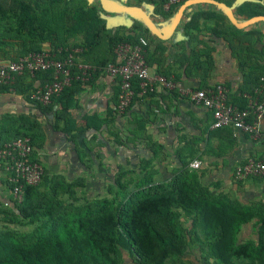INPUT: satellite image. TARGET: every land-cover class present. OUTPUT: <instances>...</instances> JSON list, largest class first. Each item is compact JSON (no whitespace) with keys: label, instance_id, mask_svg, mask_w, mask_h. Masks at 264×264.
<instances>
[{"label":"trees","instance_id":"trees-1","mask_svg":"<svg viewBox=\"0 0 264 264\" xmlns=\"http://www.w3.org/2000/svg\"><path fill=\"white\" fill-rule=\"evenodd\" d=\"M185 1L168 11L163 10V4L153 3L154 11L169 19ZM219 1L228 6L233 3ZM259 1L263 5L243 2L235 9L236 15L246 20L264 16V0ZM200 19L217 21L211 32L228 43L241 68H248L240 93L228 100L239 109L246 108L245 95L254 97L255 90L264 83V34L237 30L229 23L224 29L219 22L227 21L226 17L208 12L194 14L185 25L187 34L200 31ZM127 31L121 34L107 29L99 8L88 0H0V62L14 61L48 46L52 52L59 48L79 49L78 61L100 69L115 62L113 48L118 43H135L139 37L150 36L149 30L137 21ZM250 37L259 42V51L253 49ZM147 40L149 45L158 41ZM211 53L212 50L203 56L212 60ZM254 54L260 63L251 64ZM190 61L191 57H186L185 62ZM100 73L96 70L87 82H72L44 106L30 99V92L37 84L52 80V71L37 72L34 78L25 74L12 85L1 86V93L13 91L25 96L37 116L4 115L0 119V148L27 137L37 152L45 141L41 120L48 122L51 118V129L72 144L80 163L85 164L87 154L93 151V137L107 128L109 121L91 114L85 115L79 126L71 111L77 107L76 95ZM132 87L135 95L123 116L143 97L156 96L147 93L141 97L137 80ZM118 94L117 85L112 96L115 107ZM134 122L135 131L142 133L143 119ZM86 135L90 136L88 140ZM116 142L122 143L118 138ZM155 146H149L154 155ZM32 160L40 163L35 153ZM150 164L151 160L140 163L136 177L127 184L122 181L125 171L119 173L116 193L110 197L84 198L81 203L75 189L84 186V180L70 182L63 177H50L44 170L37 186H23L19 203L0 206V264H194L185 258L194 247L204 264H264V204L246 205L231 199L218 191L219 184H203L199 171L189 170L187 163L156 183ZM7 185L12 192V185ZM187 221L188 225L184 223ZM252 221L256 238L240 242L242 227Z\"/></svg>","mask_w":264,"mask_h":264},{"label":"crops","instance_id":"crops-1","mask_svg":"<svg viewBox=\"0 0 264 264\" xmlns=\"http://www.w3.org/2000/svg\"><path fill=\"white\" fill-rule=\"evenodd\" d=\"M91 1L93 2V0ZM108 1L111 4L142 8L162 32L167 30L174 16L169 19H163L155 13L154 5L145 0ZM216 1L220 2L219 0ZM227 1H233L230 5L232 6L237 0ZM253 2L263 5L259 0H254ZM99 10L100 16L105 20L106 28L119 31L121 34L127 33V30L136 22L129 15L120 18L118 15L110 16V14L103 12L101 7ZM200 12L223 14L218 7L212 4H194L183 12L178 27L168 40L162 41L163 43H157L159 39L151 33L150 36H147V39H158L153 44H148L145 53L149 61L148 67L150 72L152 71V74L167 75V78L173 79L180 89H208L216 85H224L226 88L228 87L229 98L236 97L240 93L239 88L243 84L244 74L248 72V68H241L228 43L222 38H217L211 32V29L217 25L216 20L200 19L198 21L200 31H191L190 35L186 33L184 29L185 25L195 13ZM234 15L238 21L246 20L238 17L235 9ZM219 23L224 29H228V19ZM240 30H257L264 34V23L259 21ZM252 44H254L253 49L259 51V42L254 40ZM163 48L164 50H162ZM156 49L158 50L156 51ZM211 50L212 60H207L203 54ZM200 51H202L201 55H199ZM186 57H191V61L187 62L188 64L185 62ZM249 61L252 62H249V64L260 63V59L256 54ZM197 66L200 67L197 68ZM185 71H187V74H185ZM117 82V80H111L105 74L100 73L99 77L91 85L85 86L83 91L76 95L77 107L71 113L79 126L83 125L82 118L85 115L95 114L99 118H106L109 121L108 127H103L102 131L93 137L91 142L93 151L87 154L89 158H92L96 162L97 155L107 151L108 158L106 159L110 163L108 167L112 171L118 169V152L125 153L126 155L130 153V147L127 142L121 141L122 143L118 144L116 138L120 135V137L123 136L124 139H127V133L131 129V126H133L131 131L132 136L128 139L133 140L134 137L139 138L145 134L144 137L150 145L151 143L157 144V148L161 150L165 149L166 143H169L170 147H172L171 150L178 152L177 155H179V152L182 153V149L187 147L184 153H189L188 156L182 160L179 156H174L172 164L176 161L180 163V166H173L171 164V172L175 168H182L186 163L189 164L192 160L198 159L202 163L198 170H200L199 173L201 174L203 184H219V192L227 194L231 199H235L242 204L247 205L254 202L264 204V178L239 181L234 176L236 169L244 165L248 160H259L262 158L264 154V120L260 125V137L258 139H252L247 134L234 131L230 127L214 130L211 128V114L204 108L193 104L186 97L181 96L177 91H174V93H156L155 97H143L123 116L118 114L117 111L115 112L116 107L112 102ZM32 107L26 101L25 96L17 95L13 91L9 93L0 92V119L4 115H28L34 118L37 116V112ZM139 118L145 122V129L142 134L135 131L136 124L134 120ZM41 121L45 141L43 147L35 152V155L38 161L43 163V168L47 174L52 177L55 173L53 174L51 171L64 169V165H67V163L62 161V159L64 154L66 155L67 153L68 155L69 150L75 157L71 166L76 165L79 168H83L85 164L80 163L72 144L68 143L61 133L54 132L51 129L50 123L52 121ZM124 122L129 125V129L125 130L124 127H121L122 124H125ZM60 138L63 140V144L61 145L57 143ZM89 138L90 136L86 135L85 139L88 140ZM150 153L155 156L152 150H150ZM99 158L101 157L99 156ZM148 160H152L154 163L155 158L148 155V157L140 159L139 163ZM125 161L127 164L130 162L127 157H125ZM99 165H101L100 162ZM162 165L164 166V164ZM166 170L165 168L164 172ZM167 173L169 172H165L161 180L158 181L155 180L156 176L154 175L155 182L159 183L167 179L170 175ZM205 173H207V176ZM59 176L62 177L61 175ZM214 176L217 179L219 178V180L214 181L212 179ZM8 177V172L0 163V206L2 207H11L13 206V201H15L8 189ZM112 178L116 180L117 177L115 178L112 175ZM188 224L189 222L187 221ZM250 235H254L253 238ZM255 238L256 231L254 221H252L242 227L239 241L244 242L249 239L254 240ZM185 258L186 261L188 260L194 264H204V260L196 247ZM212 263V261H209L207 264Z\"/></svg>","mask_w":264,"mask_h":264},{"label":"built area","instance_id":"built-area-1","mask_svg":"<svg viewBox=\"0 0 264 264\" xmlns=\"http://www.w3.org/2000/svg\"><path fill=\"white\" fill-rule=\"evenodd\" d=\"M163 4V10L168 11L171 6L182 0H145ZM148 40L139 37L137 42L118 43L113 48L115 62L97 69L87 63L77 60L79 49L59 48L52 52L45 46L41 52L30 53L14 61L0 62V87L12 85L17 77L28 75L34 78L37 72L52 71V80L36 85L30 92V99L48 105L54 96H58L72 82H87L96 70L117 80L119 87L116 111L125 114L132 102L135 91L132 87L134 80L138 81L140 96L147 93H163L177 91L181 96L189 99L193 104L207 110L212 117L211 128L214 130L232 128L247 134L252 139L260 137V125L264 120V83L255 90V96H246L247 107L239 109L229 103V91L224 85H216L208 89H180L174 80L160 74H152L146 62V47ZM263 82V79H262ZM35 149L27 137H19L5 143L0 148V163L8 172L7 182L12 185L13 198L16 202L22 200L23 186H37L44 175L43 166L32 160ZM202 163L198 159L188 164L189 170L200 169ZM237 180L250 177H264V154L259 160H248L234 172Z\"/></svg>","mask_w":264,"mask_h":264},{"label":"rangeland","instance_id":"rangeland-1","mask_svg":"<svg viewBox=\"0 0 264 264\" xmlns=\"http://www.w3.org/2000/svg\"><path fill=\"white\" fill-rule=\"evenodd\" d=\"M118 16L120 18H122V17H125L126 14H118ZM249 39L251 41L255 40V38H252V37H250ZM251 41L248 43L251 44ZM238 51L239 50H236L234 52H238ZM121 127H124L125 130L129 129V125H127V123L122 124ZM132 129H133V126H131V129H129V131L127 133L128 138H131V136H132L131 135ZM135 135H136V133H135ZM144 135L145 134L141 135V137H139V138L134 137L133 140L128 139V138L124 139L123 136L120 137V135H119L118 139H120L123 142H127L129 144L130 153H127L125 155V153H119L118 152L117 164H118L119 168L114 170V171H112L110 169V167H108V165H110V163L106 159V158H108L107 154H106V153H108L107 151H104L101 154H98L97 155L98 158H96V162L93 161L92 158H89V157L86 158V163L83 166V168H81V167L79 168L76 165L71 166L74 162L75 157L71 154V151L69 150L68 155H67V153H66V155L64 154L63 159H62V161H65L67 163V165H64V169L53 170L51 172L53 174L55 173L53 176L61 175L63 178H65L66 180H68L70 182H74V181H78V180H84L83 181L84 186L77 187L75 189V192H76L75 196L78 197V199L80 200V203L83 202L84 198L94 199V198H102V197H106V196L110 197V195H113V193H116L117 185L115 184V179L112 178V175H114V177L116 178L119 176L118 175L119 173H122L123 171H125V173L123 174L124 176L122 177L123 178L122 181L125 184L130 183V179L136 177L135 172L136 173L138 172L137 166H139V164H140L139 160L142 158L148 157V155H149V157L155 158L154 163L151 160L152 164H150L152 166V171L154 172V175L156 176L155 180L156 181L161 180L162 175L165 172H169L167 174H170V172H171L170 167H171V164L173 163L172 160L174 159V156H176L178 154V152H175V150L172 151L171 150L172 147H170V144L166 143L165 144L166 146H164L165 149L159 150L157 148V155L153 156L152 153H150V148H149L150 144H149V142H147V139L144 137ZM62 142H63L62 138H60V140L57 141V143L59 145L63 144ZM155 145H157V144H155ZM155 148H156V146H155ZM186 149H187V147L182 149L183 152L182 153L179 152V155H177V157L179 156L181 158V160L189 155V153H184ZM118 151H119V148H118ZM148 152H149V154H148ZM99 156L101 158H99ZM125 157H127V159L130 161L129 164L126 163ZM98 159H99V161H98ZM99 162L101 163V165H99ZM40 164L42 166H44L41 161H40ZM162 164H164V166ZM172 165L173 166H180V163L175 161L174 164H172ZM162 166H163V168H162ZM120 167H122V168H120ZM165 168L167 170L164 172ZM198 171H200V170H198ZM205 174L207 176V173H205ZM257 178L263 179L264 177H257ZM212 179L214 181L219 180V178L217 179L216 176H214ZM131 187L132 186L130 185V189H131ZM109 189H110V193H109ZM186 224H187V222H186ZM253 236L254 235H250L251 238H253Z\"/></svg>","mask_w":264,"mask_h":264},{"label":"water","instance_id":"water-1","mask_svg":"<svg viewBox=\"0 0 264 264\" xmlns=\"http://www.w3.org/2000/svg\"><path fill=\"white\" fill-rule=\"evenodd\" d=\"M103 12L107 14H126L132 16L133 19L139 23H141L144 27H146L149 32L158 38L161 41L168 40L175 32L178 27L183 12L194 4L198 3H208L212 4L224 14V16L228 19L229 23L234 26L236 29H245L256 22L264 23V16H255L245 21H238L234 15V9H236L240 4L245 1H254V0H237L232 6H227L224 3L218 2L216 0H186L176 11L174 16L172 17L169 26L165 32H162L158 26L154 23V21L150 18V16L140 7L133 6H123L119 4H111L108 0H98ZM91 3V0H88Z\"/></svg>","mask_w":264,"mask_h":264},{"label":"flooded vegetation","instance_id":"flooded-vegetation-1","mask_svg":"<svg viewBox=\"0 0 264 264\" xmlns=\"http://www.w3.org/2000/svg\"><path fill=\"white\" fill-rule=\"evenodd\" d=\"M91 4L96 5L98 8L101 7L98 0H93V2H91ZM113 15H115V14H110V16H113Z\"/></svg>","mask_w":264,"mask_h":264}]
</instances>
